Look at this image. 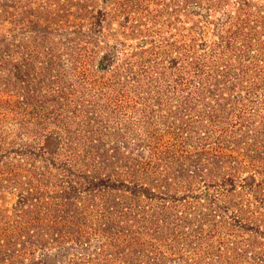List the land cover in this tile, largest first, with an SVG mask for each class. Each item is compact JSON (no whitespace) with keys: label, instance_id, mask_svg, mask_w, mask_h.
<instances>
[{"label":"rangeland","instance_id":"374dc122","mask_svg":"<svg viewBox=\"0 0 264 264\" xmlns=\"http://www.w3.org/2000/svg\"><path fill=\"white\" fill-rule=\"evenodd\" d=\"M264 0H0V264H264Z\"/></svg>","mask_w":264,"mask_h":264},{"label":"trees","instance_id":"16d2710c","mask_svg":"<svg viewBox=\"0 0 264 264\" xmlns=\"http://www.w3.org/2000/svg\"><path fill=\"white\" fill-rule=\"evenodd\" d=\"M264 50V49H263ZM264 61V60H263Z\"/></svg>","mask_w":264,"mask_h":264}]
</instances>
